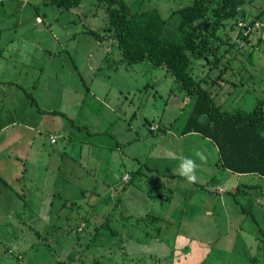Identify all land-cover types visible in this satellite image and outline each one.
Masks as SVG:
<instances>
[{
    "label": "rangeland",
    "instance_id": "374dc122",
    "mask_svg": "<svg viewBox=\"0 0 264 264\" xmlns=\"http://www.w3.org/2000/svg\"><path fill=\"white\" fill-rule=\"evenodd\" d=\"M122 1L131 11L156 9L166 19L192 0ZM244 1L243 20L226 22L217 31L219 40H211L214 56L192 58L190 64L191 75L226 112L250 111L264 99V0ZM47 3H0V50L5 49L0 64L20 63L23 73L31 72L20 86L0 88V127L14 123L12 130L22 139L28 134L30 148L10 178L2 174L13 185L7 192L0 186V264H264V225L253 223L264 213V204L254 203L264 194V181L238 179L218 167L210 140L179 136L190 98L164 67L147 60L122 64L113 33L106 31L107 7L82 0L79 18L75 9ZM36 11L58 21L51 29L34 25ZM8 22L15 24L11 30ZM87 30L104 40L96 41ZM9 34L18 51L31 43L32 56L10 58ZM8 72L2 76L9 77ZM169 129L171 134L160 139ZM80 143L89 148L81 161ZM197 152L206 159L201 161ZM160 155L176 157L164 167ZM135 156L144 162L145 176L130 185ZM185 157L197 164L195 182L179 174ZM236 181L255 187L237 188ZM163 196L171 198L163 201L166 208L158 204ZM133 197L154 199L143 207L142 202L131 205ZM210 211L214 217L205 215Z\"/></svg>",
    "mask_w": 264,
    "mask_h": 264
},
{
    "label": "trees",
    "instance_id": "16d2710c",
    "mask_svg": "<svg viewBox=\"0 0 264 264\" xmlns=\"http://www.w3.org/2000/svg\"><path fill=\"white\" fill-rule=\"evenodd\" d=\"M96 1L107 7L106 31L113 33L122 64L147 60L155 68L164 67L190 98L191 111L181 135L194 133L210 140L217 148V164L221 169L264 178V99H259L250 111H222L213 101L210 89L204 88L203 81L190 73L192 58L214 56L211 40H219L217 31L226 22L243 20L245 1L192 0L190 5L173 9L166 19L156 9L131 11L122 0ZM49 3L69 11L82 0H49ZM170 19L174 23L172 30L167 27ZM86 34L98 42L104 40L96 31L87 30ZM219 62L220 58L215 56L212 65L217 67ZM220 78L218 74L216 80ZM144 174L140 166L129 173L128 184L133 185L135 178Z\"/></svg>",
    "mask_w": 264,
    "mask_h": 264
},
{
    "label": "crops",
    "instance_id": "0c3cea01",
    "mask_svg": "<svg viewBox=\"0 0 264 264\" xmlns=\"http://www.w3.org/2000/svg\"><path fill=\"white\" fill-rule=\"evenodd\" d=\"M0 3L1 4H3V0H0ZM13 3H18V0H13ZM8 6H11V5H13L12 3H8L7 4ZM15 5V4H14ZM46 5H51L50 3H47ZM51 6H54V5H51ZM79 6H81V4L79 5ZM78 6V7H79ZM55 7V6H54ZM78 7H76V8H78ZM16 8V7H15ZM57 8V7H56ZM76 8H72V9H75L74 10V15H77L78 17L80 16L79 15V13L77 12L78 11V9H76ZM8 9H10V8H8ZM13 7L11 8V10L9 11L10 13H11V11H13ZM57 9H59V8H57ZM35 14H36V19H35V22H34V25H41V24H44L45 23V27H49L50 29L52 28V24L54 23V21L56 22V21H58V18L57 17H53V18H51V19H46V16L43 14H41V15H39L38 13H37V11L35 12ZM80 18V17H79ZM8 26L6 27L7 28V30H11L12 28H14V27H12V26H15V24H13L12 22H8V24H7ZM33 25V26H34ZM5 28V29H6ZM35 28H37V26L35 27ZM5 29H3V30H5ZM34 29V28H33ZM1 30H0V35H1ZM42 34H43V32H45L46 33V31H40ZM14 33H16L15 31H14ZM9 36H10V38L8 39L7 38V41L10 43L9 45H10V47L8 48V52H10L11 54H10V58L12 57V55H14V57H15V59H18V56H20V54H26L27 55V57H31L32 56V54H31V52H30V50H29V48H32V46H31V43H30V45H29V48H25L24 49V52H22L23 51V49L21 50V51H18L19 50V47L17 46V45H15V42L17 41V40H15L14 41V38H12V36L9 34ZM51 36H53L54 37V34H52ZM55 38V37H54ZM36 45V47H37V44H35ZM8 47V46H7ZM36 49H38V47L36 48ZM37 51V50H36ZM3 52H5V49H2V50H0V57H2V53ZM19 65H20V63L18 64V63H16V62H10V61H5L3 64H0V88H2V89H5V87L6 86H9V85H16V86H20V83L21 82H23V79H25V77L28 75H30L31 74V72H30V69H28V72L26 71V72H22L23 70L21 69L20 70V67H19ZM9 70V72H8V74H9V77H5V76H2V74H3V71L4 70ZM13 69V70H12ZM17 71H21V74H19L18 75V77H14V78H11V76L12 75H15V73L17 72ZM30 77V76H29ZM40 78V77H39ZM14 80H17L18 82H16V81H14ZM33 81H31V83H32ZM18 83V84H17ZM5 98V94H2L1 95V99H4ZM43 112H51V111H47V110H44ZM15 125H14V123H10V125H4V126H2V127H0V176H2V174L4 175V176H6V177H8V178H10V175L12 174L13 175V173L15 172L14 170H16L17 169V167H18V163L19 162H22V160H24V159H26V157H28V153H29V149L30 148H28L29 147V145H28V143H26L27 142V140H26V138L27 137H29V136H26V135H28V134H24L25 135V139H22V134H21V132H16V130H12L13 129V127H14ZM128 130V126L126 127V131ZM171 131H170V129L168 130V131H166V132H164V137H162V138H160V139H165L166 138V136L170 133ZM171 134V133H170ZM192 135H197V134H194V133H189V134H186V135H181V133H180V137H191ZM51 137H53V136H51ZM50 137V138H51ZM55 138V137H54ZM30 142V141H29ZM170 142H172L173 143V141H170ZM56 143V142H55ZM54 143V144H55ZM51 144H53V143H51ZM82 146H83V150L79 153V161H81L82 159H84L85 157H87L86 155H88L89 154V152H88V149L89 148H86V147H88L87 145H85V144H83V143H80ZM117 144H121V143H117ZM117 144H116V146H117ZM122 144H124V143H122ZM121 146H117L116 148H115V152H117V151H121ZM120 149V150H119ZM139 148H137V150H138ZM173 149H178V148H173ZM112 150L110 149V152H111ZM213 153L215 152V154L217 153V156H216V159H218V152H217V148H214V150L212 151ZM84 155V156H83ZM82 156H83V158H82ZM174 157H176V156H174ZM174 157H171L170 156V158L167 156H164V155H160V157H159V159L164 163V167H165V163H166V166H167V164H169V161L171 162L173 159H175ZM134 161H136L137 163H136V165H137V168H134V169H131V171H135V170H137L139 167H140V165H144V162H140L138 159V157H133L132 158ZM140 159H143V157H141ZM203 163H206V162H203ZM176 165H179V162H178V160H176V163H175V165H174V167H177ZM200 164H198V166H199ZM213 165H215V163L213 164ZM79 166H81L80 164H79ZM219 167V166H218ZM169 168V167H168ZM174 169H176V168H174ZM173 169V170H174ZM155 171H157V169H154ZM166 170H167V168H166ZM170 173H172V171H170V170H168ZM228 172V171H227ZM228 173H230V172H228ZM237 175V174H236ZM254 175H256V174H250V175H237V177H238V179H242V178H253V177H257L258 175H256V176H254ZM67 176V175H66ZM174 177H177L176 175H173ZM239 176H241L242 178H240ZM14 177V176H13ZM141 177H144V176H141ZM140 178V177H139ZM199 178H201L202 179V181H203V177H199ZM258 178H260V180L261 181H264V180H262V179H264V178H261L260 176H258ZM0 186H4L3 187V189L5 190V192H7V190L8 189H10V186H12L13 185V183H10V185L8 184V181L6 180V179H4L3 178V176L2 177H0ZM12 182H14V184H15V180H13ZM203 182H206V181H203ZM243 185V188H245V189H247V188H253V186L255 187V185H253V184H249L248 182L247 183H242L241 181H236L235 182V184L234 185H236L237 186V188L240 186V185ZM228 187H230V185H228ZM228 187L226 188V189H228ZM8 188V189H7ZM223 188V187H222ZM19 189H21V186L19 185V187L17 188V190H19ZM225 189V188H224ZM11 190V189H10ZM21 191V190H20ZM4 192V193H5ZM22 192V191H21ZM226 192H228V190L226 191ZM14 193H16V190H14ZM186 193H188V192H186ZM189 193H191V192H189ZM134 193H132V195H133ZM2 195H3V193H1V191H0V197H2ZM4 195H9V194H4ZM138 196V195H137ZM190 196V198H191V200H192V198H193V195L192 194H190L189 195ZM149 199V201H152L153 199H154V197H152L151 199H150V197H148ZM163 199H165V200H163ZM171 198L169 197V196H163V197H161L160 198V200H158V204H159V206L160 207H163V208H166V205H164L163 203V201H167V202H169V201H171L170 200ZM261 199L264 201V194L263 193H261L260 194V196H259V199L258 200H255L254 201V203L256 204V205H258V204H264V203H261ZM131 200H133L134 201V203H131V205H135V204H138V203H136V202H142L143 203V207L144 206H146V205H149V201H146V200H144V199H142L141 201H140V199H139V197H137V198H135V197H133ZM253 203V204H254ZM168 208V207H167ZM132 210V209H131ZM131 210H130V215H131ZM134 213H136L137 212V210L136 209H133L132 210ZM223 212H220V214H221V216H223V215H226V211H225V209H223L222 210ZM243 212V211H242ZM244 213V212H243ZM228 214V213H227ZM247 214H249V215H251V211H249ZM259 214V216L261 217V221H259V220H253V223H255V224H257L258 225V227H261L262 225H264V213L263 214H260V213H258ZM205 215H208V216H213V213L210 211V212H207V214H205ZM132 216V215H131ZM252 216L253 217H256L257 218V216L256 215H254V214H252ZM214 217V216H213ZM212 220V219H211ZM211 220H209V221H211ZM241 221H245V220H241ZM257 221V222H256ZM254 260H255V258H254Z\"/></svg>",
    "mask_w": 264,
    "mask_h": 264
},
{
    "label": "clouds",
    "instance_id": "9594fccd",
    "mask_svg": "<svg viewBox=\"0 0 264 264\" xmlns=\"http://www.w3.org/2000/svg\"><path fill=\"white\" fill-rule=\"evenodd\" d=\"M196 155L201 159V161L205 160L206 158L200 152H197ZM197 168V164L195 160L190 157H185L182 159L178 171L179 174L184 177L189 182H195V169Z\"/></svg>",
    "mask_w": 264,
    "mask_h": 264
},
{
    "label": "built area",
    "instance_id": "2783aa9c",
    "mask_svg": "<svg viewBox=\"0 0 264 264\" xmlns=\"http://www.w3.org/2000/svg\"><path fill=\"white\" fill-rule=\"evenodd\" d=\"M50 141H51V143L54 144V143L56 142V139H55L54 137H51V138H50Z\"/></svg>",
    "mask_w": 264,
    "mask_h": 264
}]
</instances>
